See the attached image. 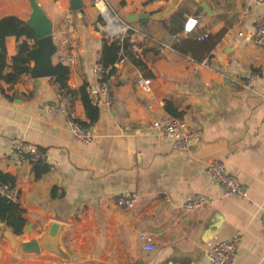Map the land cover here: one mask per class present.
<instances>
[{
	"label": "crops",
	"instance_id": "crops-1",
	"mask_svg": "<svg viewBox=\"0 0 264 264\" xmlns=\"http://www.w3.org/2000/svg\"><path fill=\"white\" fill-rule=\"evenodd\" d=\"M36 1L53 24L59 46L55 63L68 66L67 57L74 59L68 87L76 93L80 120L87 122L77 91L85 83L97 84L94 68L106 39L94 0H83L79 11L71 9V0ZM109 1L123 17L149 14L133 24L171 44L172 30L181 27L182 34L188 20L197 18L182 37L207 34L215 46L200 55L206 66L191 51L159 57L150 42L126 54L115 65L112 105H98L100 117L88 129L90 145L72 135L63 115L53 113V78L24 75L12 85L0 80V170L16 177L14 192L27 218L18 238H37L57 220L66 225L62 244L68 254L67 259L23 255L2 232L0 264H212L208 249L237 235L242 240L233 264H264V48L250 40L264 7L249 0H203L207 13L199 1L182 0L172 16L159 21L153 16L170 0ZM32 11L30 0H0V20L27 21ZM68 17L71 27L65 25ZM17 44L15 36L7 38L9 63ZM254 73L258 78L245 88L243 82ZM141 76L151 80L150 90L139 84ZM169 102L197 135L189 151L177 150L173 139L153 125L172 116ZM18 141L41 150L51 171L36 178L31 163L15 158ZM211 161L224 162L249 189L250 199L226 196L206 173ZM124 193L136 196L133 205L121 204ZM192 193L213 203L185 211L183 203ZM143 234L152 239L153 251L143 249Z\"/></svg>",
	"mask_w": 264,
	"mask_h": 264
},
{
	"label": "built area",
	"instance_id": "built-area-1",
	"mask_svg": "<svg viewBox=\"0 0 264 264\" xmlns=\"http://www.w3.org/2000/svg\"><path fill=\"white\" fill-rule=\"evenodd\" d=\"M249 4L264 7V0H249ZM94 5L102 19L105 29V38L107 40L117 41L123 44L127 38L136 37L138 41H130V51L137 53L141 51L143 42H150L155 45L159 57H166L167 53L175 51L173 44L159 39L141 30L135 24L128 22L116 9H114L109 0H94ZM197 23V18H190L184 32L174 35V39L177 40L182 37L183 34L190 33ZM65 25L67 27L73 25L72 17L66 19ZM207 36V34L200 36L199 39H203ZM250 40L258 48H264V15H262L261 19L258 21L254 32L250 34ZM125 57L126 54L123 52V56L119 61H124ZM191 60L194 61L193 59ZM66 62L68 66H72L74 64V59L72 57H67ZM200 63L206 66L207 61ZM94 74L97 84L94 87H89V96L95 105H100L102 102H105L106 105L110 107L113 103L115 75L111 73V67H106L101 59L95 65ZM257 78L258 75L254 73L243 82V85L245 88L251 89L250 84ZM139 84L144 86L145 89L150 90L151 80L141 76L139 77ZM53 86L57 95V102L52 109L53 113L63 115L72 135L81 143L90 145L93 142V135L89 130L85 129L81 123L75 107V96L68 89L61 87L56 81ZM153 125L162 136L173 139L175 148L179 151H189L193 142L196 140L197 135L190 130L187 120L182 117L169 116L164 120L155 121ZM13 153L15 158L21 163L32 164V162L39 159L44 160V153L41 150L23 141H18L14 144ZM206 173L220 185L226 196L250 199L249 189L227 171L224 162L211 161L207 163ZM0 193L12 201H18L17 194L14 190L9 189L8 186H0ZM135 201L136 196L130 193H124L120 196V202L123 205L131 206ZM210 203H213V200L208 197L192 193L186 197L182 207L185 211H191ZM262 223L264 226V211L262 212ZM241 240L242 236L237 235L230 241L217 243L208 249L206 253L207 258L212 264H233ZM140 242L144 250L153 251L155 249V246L152 244V239L147 234L140 236Z\"/></svg>",
	"mask_w": 264,
	"mask_h": 264
},
{
	"label": "trees",
	"instance_id": "trees-1",
	"mask_svg": "<svg viewBox=\"0 0 264 264\" xmlns=\"http://www.w3.org/2000/svg\"><path fill=\"white\" fill-rule=\"evenodd\" d=\"M178 16H174L177 19ZM181 27L172 30L173 35L181 33ZM15 36L17 38V53L12 57L9 63L6 42L7 38ZM175 51L188 55L189 51L195 54L193 58L197 62H202L200 55H204L211 51L215 43L211 41L210 37H204L203 39H189L180 37L174 42ZM130 40H127L121 44L117 41H111L105 39L104 47L101 54V60L106 67H111V73H115L116 63L122 58L123 52L125 54L130 53L129 50ZM35 47L34 32L26 24V21L16 16H7L0 20V80L7 82L8 84H16L24 75H30L31 61L27 58L26 53ZM132 57V55H131ZM133 60L135 61L134 57ZM58 74L53 78L61 87L68 89L75 96V92L68 87V77L70 68L61 62L57 63ZM89 84L85 83L77 92L81 95L84 107L87 112L88 121H82L81 123L85 129L97 122L100 117V107L95 105L88 93ZM172 103H167L166 109L172 116H181L178 111L172 106ZM33 170L36 178H42L48 174L52 166H50L46 160L39 159L32 162ZM0 186H8L9 189L14 190L16 186V177L10 173H5L0 170ZM0 223H3L5 227L10 230L15 236L19 237L23 234L25 226L27 224V218L25 216V210L21 207L17 201H12L6 196L0 193Z\"/></svg>",
	"mask_w": 264,
	"mask_h": 264
},
{
	"label": "water",
	"instance_id": "water-1",
	"mask_svg": "<svg viewBox=\"0 0 264 264\" xmlns=\"http://www.w3.org/2000/svg\"><path fill=\"white\" fill-rule=\"evenodd\" d=\"M182 0H170L167 8L158 13L153 18L159 21L166 20L172 16ZM207 13L210 12L209 6L203 0H197ZM32 14L26 21V24L34 32L35 47L30 49L26 56L33 62L30 75L33 78H54L58 74L57 64L55 63V55L59 51L54 32L53 24L45 15L43 9L36 0H30ZM83 8V0H71V9L79 11ZM151 16L147 13H133L124 17L130 23H137L147 20ZM66 230V225L60 221H51L43 230L42 234L30 240H21L11 231L5 230L4 224L0 223V235L4 234L10 243L11 248L23 255L51 253L61 259H67L68 254L62 244V236Z\"/></svg>",
	"mask_w": 264,
	"mask_h": 264
}]
</instances>
